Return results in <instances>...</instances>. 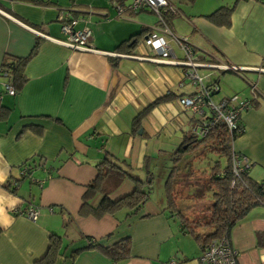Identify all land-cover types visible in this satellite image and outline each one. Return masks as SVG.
I'll use <instances>...</instances> for the list:
<instances>
[{"label": "crops", "instance_id": "crops-1", "mask_svg": "<svg viewBox=\"0 0 264 264\" xmlns=\"http://www.w3.org/2000/svg\"><path fill=\"white\" fill-rule=\"evenodd\" d=\"M126 1L0 0V70L4 62L30 57L22 82L14 85L0 76V264L46 263L51 234L61 242L59 255L49 264H200L199 250H184L182 238L189 236L181 233L178 219L161 214L164 200L154 204L150 198L129 218L125 210L100 219L78 215L81 196L105 155L140 177L145 169L155 175L152 162L155 167L167 161L166 154L182 143L196 119L179 99L197 87L183 79L182 66L160 61L184 60L182 49L171 41L172 55L153 53L144 40L159 32L157 16L146 9L119 14L113 3L125 8ZM167 1L178 10L167 24L176 39L192 45L197 63L243 69L244 76L216 68L197 71L205 86L218 85L214 101L236 94L249 102L250 108L240 114L243 133L232 142V151L251 164L252 179L264 181V0ZM231 5L228 27L203 18ZM64 10L77 18L76 29H90L94 51L57 42L65 39L57 17ZM135 34L138 41L131 46ZM9 81L15 96L4 93L3 84ZM167 94L175 98L154 106L134 130L135 118ZM32 157L44 162L30 160L35 166L30 176L11 185L14 191L8 189ZM133 187L124 179L109 198L128 195ZM99 200L95 197L92 205ZM27 204L38 208L34 221L17 214ZM87 237L104 247L128 237V256L113 260L88 248ZM228 243L237 264H264V206L250 210L232 228ZM74 251L79 252L72 257Z\"/></svg>", "mask_w": 264, "mask_h": 264}, {"label": "trees", "instance_id": "trees-1", "mask_svg": "<svg viewBox=\"0 0 264 264\" xmlns=\"http://www.w3.org/2000/svg\"><path fill=\"white\" fill-rule=\"evenodd\" d=\"M184 1L192 4L195 0ZM233 9L234 5L221 6L212 13L203 16V18L216 26L228 27ZM177 13L167 14L166 22L168 23L167 19L177 15ZM138 35L135 34L129 39V42L133 40L131 46L138 41V37H136ZM29 58L15 59L11 64L4 62L0 70V76H3L1 73L4 72L6 75L3 77L10 80L13 84L17 81L22 82L24 80L23 67ZM210 64L217 63L211 62ZM240 75L244 76L242 73ZM212 85L206 86L209 97H213L218 93V90L210 92ZM14 90L17 93L15 88ZM171 98H175V95L167 94L147 106L133 121V129L139 128L140 118L145 116L154 106L169 101ZM207 98L204 97L205 100ZM197 120L195 119L194 122L196 123ZM195 123H193V127ZM34 127L40 128L38 125ZM207 128V133L203 137L196 136L193 131L186 132L182 143L172 152L166 154L167 161H165L164 166L166 176L163 179L165 207L161 210V214L166 219H178L181 233L193 239L201 254L213 241L222 239L228 241L232 228L243 221L250 210L257 206H264V181L257 182L249 176L251 164H249L248 168H244L242 165L233 166L234 152L232 151V142L243 133L241 123L238 122V129L233 130V132H229L221 120L208 125ZM201 150L217 157H222L224 164L222 165L220 160L214 161L208 173L204 172L203 183L198 184L196 181H190L189 178L196 176L195 174L199 173L201 169L200 164L197 166L193 165L194 159L192 157V154L198 153ZM30 160L38 164L44 162L40 157L38 160L34 157L26 160L22 165L21 175L17 181L7 186L8 189L14 191L15 188H10L11 185L16 186L19 181L30 176L33 168H35V166H32V163H29ZM95 168L96 175L86 185V189L81 196V205L78 211L79 216H92L100 219L104 215L125 210L127 211L126 217L129 218L136 216L150 199L152 183L155 179V175L150 170L145 169L144 176L140 177L109 155H105L96 164ZM124 179L132 181L133 190L128 195L117 200H111L109 194L119 187ZM196 180L199 181L197 177ZM208 190L212 191L211 198L204 203L205 191ZM97 196H100V200L96 205H92V200ZM178 197H185L199 202L202 207L207 208L208 214L203 216L191 215V217H188L183 213L178 203ZM31 207L36 210L38 209L36 206L30 204H27L25 209L27 210ZM25 209L24 211L19 210L17 214L26 215ZM109 236L110 234L106 238ZM87 241L88 248L99 249L109 258L116 261L125 259L130 250V239L128 237L105 247L88 237ZM60 242L61 238L57 234L49 236V245L46 252V259L48 261L42 264H49L56 260V256L59 255L58 247ZM78 252L74 251L71 256L74 257Z\"/></svg>", "mask_w": 264, "mask_h": 264}, {"label": "built area", "instance_id": "built-area-1", "mask_svg": "<svg viewBox=\"0 0 264 264\" xmlns=\"http://www.w3.org/2000/svg\"><path fill=\"white\" fill-rule=\"evenodd\" d=\"M119 14L123 13L125 9L136 13L140 10H149L154 13L159 21V32L149 33L144 40L149 49L157 55L166 58L172 55L170 42L176 41L183 51L184 60L182 61H166L161 62L178 64L183 67L182 77L189 80L197 87V90L192 96L180 97L182 107L189 111L191 118L195 116L197 122L195 123L192 131L198 137H203L207 133V126L221 120L224 122L229 132L238 129V122L240 114L249 108V103L245 100H240L236 94L230 95L228 99L214 101L213 97H209L208 90L203 83V77L198 73V68H216L219 70H232L240 73L243 69L237 66L227 65L223 62L217 64L197 63L195 53L192 45L185 39H176L171 32L169 25L166 22V16L169 13H177V9L173 4L167 0H131L129 5L125 8L120 4L114 2ZM58 14V22L60 23L61 33L65 39L57 40L58 43L74 50L81 51H94L90 45L91 31L87 26L76 29L77 18L71 16L69 10L60 11ZM37 35L47 37L39 31L32 30ZM48 38V37H47ZM56 41V40H55ZM245 69V68H244ZM257 70V68H256ZM261 70V69H258ZM1 72V71H0ZM3 76L6 74L1 73ZM241 74V73H240ZM4 93L9 96H15L16 92L11 83L6 82L3 84ZM219 91L217 84L211 86V91ZM204 97H208L206 100ZM206 110V111H205ZM249 162L244 158L234 153L233 166H241L248 168ZM37 210L28 208L26 210V217L34 221L37 217ZM200 264H237L235 259V251L229 246L226 239L211 242L199 258Z\"/></svg>", "mask_w": 264, "mask_h": 264}, {"label": "rangeland", "instance_id": "rangeland-1", "mask_svg": "<svg viewBox=\"0 0 264 264\" xmlns=\"http://www.w3.org/2000/svg\"><path fill=\"white\" fill-rule=\"evenodd\" d=\"M129 0L126 1V4L128 3ZM229 65V64H227ZM219 70V69H217ZM223 71V70H221ZM193 157V165H199L201 166V169L199 173L195 174L196 176L190 177V181H196L198 184H202V178L205 176V173H208L210 167L216 160H220L221 164H224V159L222 157H217L216 155L206 153L204 150L199 151L198 153L192 154ZM168 164V163H166ZM165 162L164 160H160L158 165L153 167V162L151 164V169L153 168L154 174H155V179L152 183V192L150 195L151 201L154 204H158L160 201L164 200V191H163V179L166 176V169L164 168ZM162 171L163 175H162ZM205 172V173H204ZM196 177L199 179L196 180ZM211 192L210 190L205 191L206 195L205 198L203 199V202L206 203V200H210L211 198ZM179 198V197H178ZM178 203L180 204V207L182 208V211L185 215L188 217L193 216H201V215H207V208L202 207L199 202L193 200V199H187V198H179ZM195 212V213H193ZM176 221V220H175ZM182 241H184V250L187 253H192V252H197L198 248L196 247L194 241L189 238L185 237L182 238Z\"/></svg>", "mask_w": 264, "mask_h": 264}, {"label": "water", "instance_id": "water-1", "mask_svg": "<svg viewBox=\"0 0 264 264\" xmlns=\"http://www.w3.org/2000/svg\"><path fill=\"white\" fill-rule=\"evenodd\" d=\"M138 133H141V131H139Z\"/></svg>", "mask_w": 264, "mask_h": 264}]
</instances>
